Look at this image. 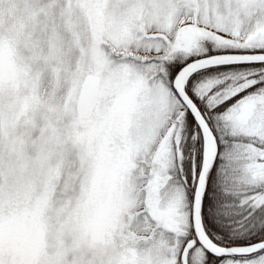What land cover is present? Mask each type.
<instances>
[{
    "label": "snow or ice",
    "instance_id": "snow-or-ice-1",
    "mask_svg": "<svg viewBox=\"0 0 264 264\" xmlns=\"http://www.w3.org/2000/svg\"><path fill=\"white\" fill-rule=\"evenodd\" d=\"M0 264H264V0H0Z\"/></svg>",
    "mask_w": 264,
    "mask_h": 264
}]
</instances>
